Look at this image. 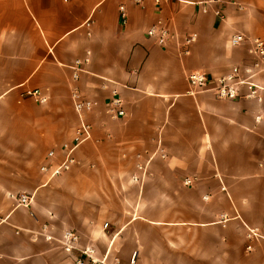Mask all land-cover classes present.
Here are the masks:
<instances>
[{"label":"crops","instance_id":"1","mask_svg":"<svg viewBox=\"0 0 264 264\" xmlns=\"http://www.w3.org/2000/svg\"><path fill=\"white\" fill-rule=\"evenodd\" d=\"M200 1L0 0V264H73L40 235L45 224L123 262L264 264V240L246 251L244 227L264 224V122L255 121L264 102L190 94L186 78L249 64L248 44L230 38L264 41V0H220L206 12ZM158 20L174 35L166 46L146 35ZM255 81L264 85V70ZM73 89L94 102L83 115L91 137L49 178L47 152L61 162L79 123ZM113 95L123 118L107 112ZM22 193L28 207L17 205Z\"/></svg>","mask_w":264,"mask_h":264},{"label":"built area","instance_id":"2","mask_svg":"<svg viewBox=\"0 0 264 264\" xmlns=\"http://www.w3.org/2000/svg\"><path fill=\"white\" fill-rule=\"evenodd\" d=\"M136 5H142L146 0H131ZM170 0H154L155 3L169 2ZM202 12H206V4H217L220 0H202L200 2ZM216 15L222 17L223 13L221 8L214 10ZM118 14L122 24L126 23L127 15L124 4L118 6ZM90 21L86 22V26L89 27ZM146 35L150 38H154L156 43L160 46H166L169 41L174 37L173 33L162 23L161 20L157 21L156 25L147 29ZM196 34L191 33L186 35L180 44V53L187 54L189 52V46L195 41ZM242 43H247V51L252 58L249 64L242 66H233L230 70L217 77L211 78L202 72H189L186 76L189 85V93L195 94L198 92H211L216 98L219 99H236L246 98L254 100L258 103L264 102V85L255 81V77L262 70H264V41L259 38L245 37L243 34H235L230 38V44L237 46ZM88 54V53H87ZM88 61V57L84 60L77 59L72 65V79L77 80L79 72L83 70V63ZM32 95L38 96V91L32 92ZM71 99L74 109L79 117V123L75 128L72 139L69 142H65L61 145L60 150L63 154V159L59 163H54L55 151L50 150L46 154V161L40 166V171L47 174L49 178H53L68 171L75 163L74 152L78 146L85 140L91 137V126L84 119L83 115L89 112L94 105V102L84 98L77 89H73L71 92ZM39 101L44 102L45 98H39ZM107 112L112 118L125 117V110L122 106V101L117 95H113L107 103ZM257 123L264 122V114H258L255 116ZM261 164H264V158L261 160ZM185 185H191L192 180L189 178L184 179ZM221 189H225L221 187ZM17 201V205L28 207L30 204V198L27 194H18L14 196ZM221 221H226L228 218L225 214L220 215ZM107 223L103 224V229L107 228ZM245 227V250L252 251L255 243L264 240V224L260 226H248ZM40 235L45 241H54L58 244L59 248L65 253L72 256L73 264H138L137 256H132L128 261L123 262L116 255H109L106 251L102 256H98L94 247L91 245H81L80 237L78 233L71 229L64 230L60 236L56 237L48 230V225H43L40 231Z\"/></svg>","mask_w":264,"mask_h":264}]
</instances>
